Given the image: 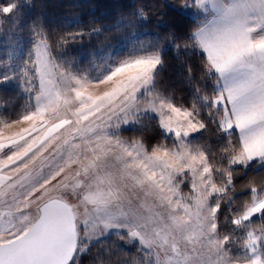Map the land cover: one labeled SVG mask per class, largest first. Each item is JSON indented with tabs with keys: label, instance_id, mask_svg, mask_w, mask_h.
<instances>
[{
	"label": "rangeland",
	"instance_id": "374dc122",
	"mask_svg": "<svg viewBox=\"0 0 264 264\" xmlns=\"http://www.w3.org/2000/svg\"><path fill=\"white\" fill-rule=\"evenodd\" d=\"M181 5L195 18L188 0ZM137 41L92 74L57 66L42 40L26 53L21 42L10 47L19 60L13 75L0 68V84L26 105L12 120L0 107V243L55 198L75 225L68 264H264V184L254 185L264 160H246L232 139L217 84L190 108L156 92L160 52ZM155 43L143 46L161 51ZM152 126L172 145L144 144L140 132Z\"/></svg>",
	"mask_w": 264,
	"mask_h": 264
},
{
	"label": "trees",
	"instance_id": "16d2710c",
	"mask_svg": "<svg viewBox=\"0 0 264 264\" xmlns=\"http://www.w3.org/2000/svg\"><path fill=\"white\" fill-rule=\"evenodd\" d=\"M184 1L0 0V68L10 71L19 60L9 55L15 50L10 49L12 45L23 43L26 53L33 42L42 40L57 66L77 74H92L108 60L127 55L132 41L138 39L140 47H144L141 52H160V66L154 75L156 92L169 96L180 107L190 108L212 95L217 82L215 75L208 72L205 55L190 46L195 42L193 33L199 22L179 10ZM129 38L132 41L125 43ZM145 41L155 47L158 41L161 51L143 46ZM0 101L4 119H15L25 111L26 97L10 83L0 84ZM217 109L221 116V108ZM210 131L211 126L205 124V134ZM140 133L141 141L148 146L172 145L171 138L157 126ZM232 136L240 147L238 136ZM257 171L262 175L255 186L264 184L262 168ZM223 215L224 209L219 210L220 221Z\"/></svg>",
	"mask_w": 264,
	"mask_h": 264
},
{
	"label": "crops",
	"instance_id": "0c3cea01",
	"mask_svg": "<svg viewBox=\"0 0 264 264\" xmlns=\"http://www.w3.org/2000/svg\"><path fill=\"white\" fill-rule=\"evenodd\" d=\"M194 41L216 77L213 98L248 161L264 160V0H188Z\"/></svg>",
	"mask_w": 264,
	"mask_h": 264
},
{
	"label": "water",
	"instance_id": "95a60500",
	"mask_svg": "<svg viewBox=\"0 0 264 264\" xmlns=\"http://www.w3.org/2000/svg\"><path fill=\"white\" fill-rule=\"evenodd\" d=\"M75 246L68 206L50 198L39 205L36 219L23 233L0 243V264H68Z\"/></svg>",
	"mask_w": 264,
	"mask_h": 264
}]
</instances>
